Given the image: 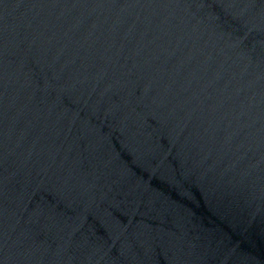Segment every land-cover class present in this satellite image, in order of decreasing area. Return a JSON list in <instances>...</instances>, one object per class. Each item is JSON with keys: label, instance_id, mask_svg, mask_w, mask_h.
I'll return each instance as SVG.
<instances>
[{"label": "water", "instance_id": "95a60500", "mask_svg": "<svg viewBox=\"0 0 264 264\" xmlns=\"http://www.w3.org/2000/svg\"><path fill=\"white\" fill-rule=\"evenodd\" d=\"M0 264H264V0H0Z\"/></svg>", "mask_w": 264, "mask_h": 264}]
</instances>
